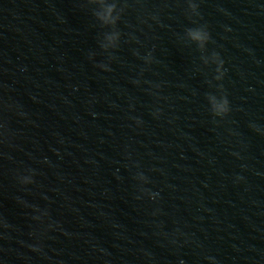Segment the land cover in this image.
I'll use <instances>...</instances> for the list:
<instances>
[{
	"label": "water",
	"instance_id": "1",
	"mask_svg": "<svg viewBox=\"0 0 264 264\" xmlns=\"http://www.w3.org/2000/svg\"><path fill=\"white\" fill-rule=\"evenodd\" d=\"M9 1L74 122L171 260L264 264V0H192L196 15L189 0ZM113 3L115 25L105 22ZM197 27L210 35L202 47L187 31ZM222 95L230 111L220 118L211 105Z\"/></svg>",
	"mask_w": 264,
	"mask_h": 264
},
{
	"label": "clouds",
	"instance_id": "2",
	"mask_svg": "<svg viewBox=\"0 0 264 264\" xmlns=\"http://www.w3.org/2000/svg\"><path fill=\"white\" fill-rule=\"evenodd\" d=\"M126 6V5H125ZM189 9L193 15L198 14L197 12V4L193 3L192 0H189ZM117 4L113 3L107 7V15L105 17V22L110 23L112 25H115L119 20H120V15L113 16L112 12L114 9H116ZM123 12V8L121 9ZM189 35L192 37L194 41H196L201 47L210 41V35L206 29V27H197V28H190L187 29ZM120 32L116 33L115 39H116V44L118 45L119 43V38H120ZM150 55V54H149ZM212 55L217 59L218 61V68L217 71L220 72V76H217L216 79H222L223 78V61L220 59L218 53L213 52ZM146 62L150 63L148 59H146ZM223 91V89L221 88ZM230 108H229V101L226 96L222 95L219 97L218 100H216L212 105H211V112L214 116L216 117H226L229 114Z\"/></svg>",
	"mask_w": 264,
	"mask_h": 264
}]
</instances>
